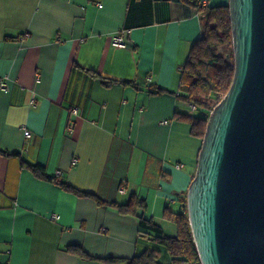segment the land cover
<instances>
[{
  "label": "crops",
  "instance_id": "0c3cea01",
  "mask_svg": "<svg viewBox=\"0 0 264 264\" xmlns=\"http://www.w3.org/2000/svg\"><path fill=\"white\" fill-rule=\"evenodd\" d=\"M201 16L177 0H0V264H106L65 246L130 258L152 245L135 216L36 176L24 160L106 201L135 194L165 230V207L181 209L201 147L174 117L198 115L176 94ZM119 31L125 47L112 43ZM92 70L133 84L106 86Z\"/></svg>",
  "mask_w": 264,
  "mask_h": 264
},
{
  "label": "water",
  "instance_id": "95a60500",
  "mask_svg": "<svg viewBox=\"0 0 264 264\" xmlns=\"http://www.w3.org/2000/svg\"><path fill=\"white\" fill-rule=\"evenodd\" d=\"M234 74L207 113L187 213L202 264H264V0H228Z\"/></svg>",
  "mask_w": 264,
  "mask_h": 264
},
{
  "label": "trees",
  "instance_id": "16d2710c",
  "mask_svg": "<svg viewBox=\"0 0 264 264\" xmlns=\"http://www.w3.org/2000/svg\"><path fill=\"white\" fill-rule=\"evenodd\" d=\"M177 1L193 5L202 14V36L193 43L186 61L180 69L179 89L183 92L176 94L185 102L194 104L198 115L176 112L174 117L188 121L191 126V134L202 140L207 124V113L229 90L233 79L234 55L230 10L227 4L205 6L201 5L198 0ZM90 72L93 76L100 78L106 86H111L116 82L133 84L129 80L111 79L96 71ZM151 89L150 92L153 93H175L156 86ZM12 154H16V152ZM22 165L30 169L36 176L53 181L68 191L80 196L94 198L101 206H112L123 214L135 216L138 222L139 235L152 241L151 246L130 258L94 257L74 244L65 246L67 251L80 256L82 259L98 260L106 264H192L200 261L189 224L186 192L181 198L179 211L174 212L167 206L165 207L164 218L175 224L174 232L170 233L166 232L163 226L157 223L152 216L145 214L146 204L143 199L135 194H132L125 204L106 201L95 193L79 190L73 185L60 181L55 176L48 175L42 165L25 160ZM165 255L168 261L163 263L161 258Z\"/></svg>",
  "mask_w": 264,
  "mask_h": 264
},
{
  "label": "built area",
  "instance_id": "2783aa9c",
  "mask_svg": "<svg viewBox=\"0 0 264 264\" xmlns=\"http://www.w3.org/2000/svg\"><path fill=\"white\" fill-rule=\"evenodd\" d=\"M209 1H210V0H198V2H199L201 5H205V6L209 5ZM98 5L101 6L100 3H99ZM123 32H124V31H119V32H117V33L113 36V38H112V43H113V45H115V46H119V47H125V46L128 45V42H127L126 39L124 38ZM38 76H39V75H37V77H38ZM0 89L3 90V91H7V90H8V83H7L6 77L1 76V75H0ZM32 103H35V100H34V99H32ZM217 103H218V102H217ZM217 103H216V104H217ZM216 104H215V105H216ZM215 105H214V106H215ZM189 106H190V108H191V111H195V110H196V106H195L194 104L189 103ZM72 112H73V113H76V110L74 109ZM24 135H25L26 137L31 136V131H30L28 128H25V127H24ZM59 173H60V171H56V175H58ZM120 191L123 192L124 190H123V189H120ZM192 264H202V263H201L200 261H198V262H194V263H192Z\"/></svg>",
  "mask_w": 264,
  "mask_h": 264
},
{
  "label": "rangeland",
  "instance_id": "374dc122",
  "mask_svg": "<svg viewBox=\"0 0 264 264\" xmlns=\"http://www.w3.org/2000/svg\"><path fill=\"white\" fill-rule=\"evenodd\" d=\"M185 103H186V107H187L186 109L188 111H191V108L189 106V102H185ZM195 112H197V111H195ZM201 143H202V140H201ZM165 221L166 222H164V224H165L164 227H165L166 232L173 233L174 230H175V224L173 222H171L170 220H167V219H165ZM165 260H167V256L166 255L161 258V261L163 263L166 262Z\"/></svg>",
  "mask_w": 264,
  "mask_h": 264
}]
</instances>
